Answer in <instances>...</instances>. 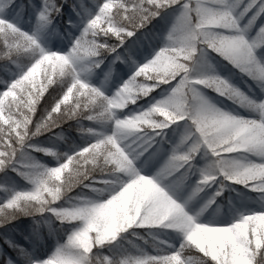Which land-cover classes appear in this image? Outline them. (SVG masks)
<instances>
[{
  "label": "snow or ice",
  "instance_id": "snow-or-ice-1",
  "mask_svg": "<svg viewBox=\"0 0 264 264\" xmlns=\"http://www.w3.org/2000/svg\"><path fill=\"white\" fill-rule=\"evenodd\" d=\"M66 3L0 0V171L31 185L0 184V264H264V0H76L67 7L78 19L64 23L78 22L79 30L69 33L66 51L53 50L42 37ZM141 38L160 43L145 54ZM205 50L226 58L259 94L194 72ZM106 59L104 79L120 65L131 69L110 94L88 79ZM162 85L165 95L126 111ZM201 86L247 114L218 107ZM176 97L182 106L171 115ZM66 121H76L89 142L53 166L34 160L31 152H56L32 138ZM200 154L210 158L197 164ZM233 184L255 192L258 206L199 222L203 208ZM213 185L201 208L191 207ZM21 215L32 217L27 233L12 224ZM41 226L64 234L44 256ZM136 229L152 237L151 252L131 240L130 248L112 245L129 230L147 241ZM160 229L172 230L179 243L156 235Z\"/></svg>",
  "mask_w": 264,
  "mask_h": 264
},
{
  "label": "trees",
  "instance_id": "trees-1",
  "mask_svg": "<svg viewBox=\"0 0 264 264\" xmlns=\"http://www.w3.org/2000/svg\"><path fill=\"white\" fill-rule=\"evenodd\" d=\"M76 0H67V3H75ZM87 2V0H86ZM67 3L65 4V8H67V12L59 15L53 21L52 27L48 30V33L42 37V43L46 47H52L53 50H60L66 51L71 44V39L69 38V33L75 34L79 30V23L77 22L75 26L73 25H66L64 23L65 19H73L77 20L76 14L72 12V9L67 7ZM264 18V17H262ZM151 27V26H149ZM143 39V38H142ZM150 44H146V51L145 54L151 52L153 46L159 45V39L156 40H148ZM211 54L206 55L205 59L203 56H199L196 59V63L193 65V69L195 65L200 64V68H203L204 72L211 74L222 75L225 79H227L233 85L243 89L249 95L259 94V89L256 85L243 73H241L237 68H235L226 58H223L216 54L215 52L209 50ZM108 63V60H105V63L100 66L99 69H96L90 75H88V79L95 85L102 86L104 90H106L109 94L112 90H114L118 83L122 82L123 79L130 74L131 69L126 65H120V62L117 61L116 65H120L117 67V70L113 72L107 79H104V73L101 69H105V65ZM3 62L0 61V75H5V70L2 67ZM115 67V66H114ZM192 69V70H193ZM55 79V77H54ZM141 79H148L147 77L138 76L137 80ZM170 82V81H169ZM106 86V88L103 86ZM109 85V87H107ZM251 85V88H249ZM167 85H162L161 87L154 90L153 93H150L149 96L141 97L136 101L135 104H130L126 111H135L142 107H147L149 103L153 99L160 98L162 95L166 94ZM200 92L206 96L212 103L216 104L218 107L232 111L235 113H239L241 115H246L247 110L239 105H236L232 100L227 98L226 96H222L217 94L213 89L207 88L204 86L200 87ZM46 94V93H45ZM68 102H71V97ZM159 113L154 114L155 117H159ZM82 124L85 126L92 124L89 121H81ZM96 126V125H92ZM77 125L76 121H66L64 124L60 125L57 129H53L52 132L41 133L38 136L32 138V143L40 144L43 146L52 147L56 152V155L53 156L51 154H45L43 152H31V156L34 160L41 162L47 166L55 165L58 160H62L63 154L68 152H72L76 150V148L83 146L87 142H89V137L84 134L77 132L76 130ZM59 131L64 139H60L57 136L53 135L52 133ZM169 139H175V134L173 133L171 127L165 130ZM165 148L168 147L167 144L164 145ZM209 156L205 155H198L196 157L197 164H204L208 159ZM144 169L148 174L151 172L148 171V165L145 164ZM67 171V170H66ZM152 171H155V168H152ZM0 184H6L9 188L19 189L22 188H29L31 185L28 181L24 180L22 177L16 175V173L11 172V170H7V174L3 171H0ZM214 185L211 188L205 189L203 193L199 194L197 199H194L190 202L191 207L199 210L201 205L204 203L205 200L208 199L209 195L214 190ZM79 189H73V192H78ZM85 193L90 196L96 197L100 196L103 197L106 193L97 194L90 192L88 189H83ZM5 196L4 190L0 189V198ZM240 198H245L246 202L238 201ZM231 201V203H229ZM248 202V203H247ZM220 207L219 216L223 218V220H229L232 218L234 209L244 208V205L247 207L251 206H258L257 204V194L243 185L240 184H233L230 187H226L224 192L215 198L211 203L204 207L201 211L199 219L201 221L207 222L210 220L209 212L215 206ZM58 222L53 219L52 227L55 229V226ZM13 225L19 227L22 231L27 233L32 228V217L21 215L18 217L17 220L12 221ZM168 230V229H165ZM0 231H3V227L0 226ZM131 231L129 230L126 233H122L121 236L117 237V241H113L112 245L115 246L117 243L123 245L124 247L130 248L129 241H134L137 245L144 248L145 250L151 252V241L152 237L147 236V232L144 229H136L141 235L147 237L146 240L140 239L139 236H132ZM172 232V230H169ZM174 233V232H173ZM19 237V233L16 234ZM43 235L45 239V247L46 251L50 252L56 246L57 241H62L64 239V234L62 232H56L55 235H50L47 228L43 227ZM126 237V238H125ZM22 240V237H19ZM106 250V249H105ZM114 251H118L119 249L113 247ZM185 254L188 257L192 256V252L185 250Z\"/></svg>",
  "mask_w": 264,
  "mask_h": 264
},
{
  "label": "rangeland",
  "instance_id": "rangeland-1",
  "mask_svg": "<svg viewBox=\"0 0 264 264\" xmlns=\"http://www.w3.org/2000/svg\"><path fill=\"white\" fill-rule=\"evenodd\" d=\"M146 44H150V43L148 42V40H144L142 38L138 42V47L140 49H142L144 51V53L146 51ZM48 48L53 49L52 47H48ZM208 54H211L210 51L209 50H205L203 52V54L200 55V56L201 57L203 56V59H205L206 55H208ZM148 71L151 72L152 70L149 69ZM193 71L194 72H196V71H203L204 72L203 68H200V64L197 65V66L195 65ZM220 76H222V75H220ZM103 86L106 88V86L104 84H103ZM107 87H109V85H107ZM19 189H27V188L20 187ZM238 201L246 202V199L245 198H240V199H238ZM251 207H254V206H251ZM244 208H250V207H247V205H244ZM219 211H220V207L218 205L215 206L212 209V211L209 212L210 220H223V218L219 216ZM199 222H204V221H201L199 219ZM41 234L43 236V240H42V246H43V248H42V251L40 252V255L41 256H44V255H47V253H49V252L46 251V247H45V239H44V235H43V226H41ZM155 234L158 235V236H160L162 239L171 240L173 243H179L180 237L176 233H173V232H171L169 230L160 229Z\"/></svg>",
  "mask_w": 264,
  "mask_h": 264
},
{
  "label": "clouds",
  "instance_id": "clouds-1",
  "mask_svg": "<svg viewBox=\"0 0 264 264\" xmlns=\"http://www.w3.org/2000/svg\"><path fill=\"white\" fill-rule=\"evenodd\" d=\"M196 62L197 61H194V63ZM181 106H182V101L178 97H176L170 101L167 110L171 115H175V113L181 109Z\"/></svg>",
  "mask_w": 264,
  "mask_h": 264
}]
</instances>
